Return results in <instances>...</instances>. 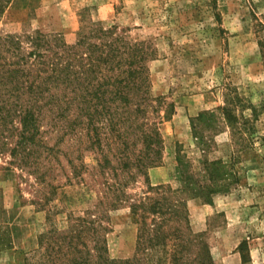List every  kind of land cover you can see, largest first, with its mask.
<instances>
[{"label": "rangeland", "instance_id": "rangeland-1", "mask_svg": "<svg viewBox=\"0 0 264 264\" xmlns=\"http://www.w3.org/2000/svg\"><path fill=\"white\" fill-rule=\"evenodd\" d=\"M38 31L68 46L136 47L142 79L131 100L148 110L137 126L160 128L164 144L150 151L142 129L125 127L105 129L97 143L85 124L66 135L64 121L46 118L42 138L53 150L43 149L38 167L47 182L0 152V264H52L60 232L93 212L105 214L111 259L264 264V0H0V69L32 61ZM70 159L82 175L72 182ZM154 168L165 182L152 179ZM118 182L129 201L104 198L102 208ZM160 186L184 207L182 218L167 216L156 246L154 216L131 205L161 198Z\"/></svg>", "mask_w": 264, "mask_h": 264}, {"label": "trees", "instance_id": "trees-1", "mask_svg": "<svg viewBox=\"0 0 264 264\" xmlns=\"http://www.w3.org/2000/svg\"><path fill=\"white\" fill-rule=\"evenodd\" d=\"M104 33H111V30ZM32 45V61L24 58L16 62L13 69L5 68L6 65L0 69V152L10 151L12 165L32 175L36 174L39 182H47L46 174L40 175L38 160L44 148L53 150L42 138V122L48 117L59 124L64 121L66 135L76 134L77 128L85 124L88 137L101 143V134L105 129L113 133L120 132V127H125L127 133L142 129L150 151H154L153 145L163 147L160 128L155 127L145 133L144 128L137 126L140 117L147 118L148 110L131 100V95L138 92L136 87L140 86L142 79L133 69L136 64V47L119 46L116 41L99 45L87 44L82 40L76 46H68L64 42L51 41L40 31L33 37ZM86 45L88 51H82L80 48ZM45 48L46 52L42 51ZM126 53L128 57L122 58ZM15 133L16 143L8 142ZM69 163L74 174L69 179L72 182L75 177L82 175L74 160L70 159ZM125 163L127 166L130 162ZM81 179L84 180V177ZM117 184L123 185L120 182L112 184L106 193L108 196L100 199L99 205L102 208L110 200L109 205L112 207L129 201L130 196L122 192ZM165 188L160 186L158 190L163 192ZM183 207L184 201L176 198L170 189L152 203L142 199L140 203L131 205L136 215L142 209L145 214L154 216L152 226L156 233L153 235V244L156 243V246L164 234L167 216L182 218ZM105 218L104 213L93 212L90 218L81 216L68 230L61 231V245L53 248V254L49 255L52 264H138L142 260L139 255L132 260H115L107 255V237L101 235L105 229ZM158 218L161 222H157ZM50 233L52 231H48ZM88 240L93 243L92 247ZM142 243L138 248L139 253L147 249Z\"/></svg>", "mask_w": 264, "mask_h": 264}, {"label": "crops", "instance_id": "crops-1", "mask_svg": "<svg viewBox=\"0 0 264 264\" xmlns=\"http://www.w3.org/2000/svg\"><path fill=\"white\" fill-rule=\"evenodd\" d=\"M163 171H162V169H160V168H154V169H152L151 171H150V175L152 176V179L154 180V181H158V182H165L166 180H163L161 177H160V173H162ZM195 217H196V215H194ZM193 216V217H194ZM192 217V220H194V218ZM195 221V220H194ZM193 221V222H194ZM196 222V221H195Z\"/></svg>", "mask_w": 264, "mask_h": 264}]
</instances>
